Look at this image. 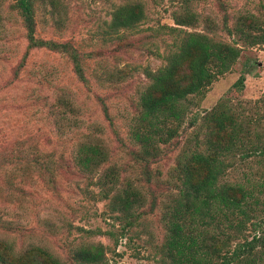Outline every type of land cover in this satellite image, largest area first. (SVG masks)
<instances>
[{
	"label": "rangeland",
	"instance_id": "rangeland-1",
	"mask_svg": "<svg viewBox=\"0 0 264 264\" xmlns=\"http://www.w3.org/2000/svg\"><path fill=\"white\" fill-rule=\"evenodd\" d=\"M134 1L144 17L112 30L117 6ZM33 6L31 36L16 1L0 0V257L8 241L24 250L16 264H47L35 250L25 252L33 245L76 264L72 248L94 243L104 246L108 264H169L161 213L176 190L179 157L204 138L209 124L202 116L227 101L241 127L256 131L264 43L244 45L234 30L264 16V0H33ZM186 32L237 43L240 54L230 71L191 97L180 125L165 120L164 135L141 147L132 138L141 93ZM257 130L264 132V121ZM90 137L107 153L94 171L74 155ZM257 157L235 153L223 180H262ZM108 167L115 170L102 183ZM119 183L133 187L143 205L116 210Z\"/></svg>",
	"mask_w": 264,
	"mask_h": 264
},
{
	"label": "trees",
	"instance_id": "trees-1",
	"mask_svg": "<svg viewBox=\"0 0 264 264\" xmlns=\"http://www.w3.org/2000/svg\"><path fill=\"white\" fill-rule=\"evenodd\" d=\"M15 1L29 34L33 36V0ZM143 17L140 3H125L117 6L110 27L116 31L127 28ZM176 21L178 24L186 23L182 18H176ZM235 29L237 39L244 45L264 43L263 15L251 19L247 25L241 23ZM240 51L237 43L186 32L177 50L166 55L165 65L150 74L151 82L141 93L134 118L138 131H132L134 142L148 148L156 136L164 135L162 124L165 120L180 125L191 97L204 92L218 76L230 71ZM184 67L187 72L184 70L180 75L179 71ZM239 82H242L241 78ZM229 109L227 101H220L202 116L209 124L203 140L197 148H185L173 168L176 190L169 191L170 202L161 213L166 229L161 246L170 259L169 264H264V171L262 180L254 182L249 176L244 183L223 180L227 169L233 166L230 159L237 152L242 157L256 154V163L264 166V132L257 130L264 121V105L262 113L256 116V131L243 129ZM105 113L109 114L107 108ZM223 134L227 138L223 139ZM169 137L170 133L161 138L166 142ZM92 139L79 142L74 153L77 164L89 171H94L107 159L104 147ZM197 169H203L201 176H196ZM114 170V167L106 168L100 181L105 182ZM114 176L112 187L116 189L118 176ZM120 186L112 199L116 210L128 212L143 205L142 198L133 187ZM30 249L42 256L47 264H66L42 247L33 245L25 252ZM72 249L76 264H108L102 244L82 243ZM4 250L0 261L5 264H16L14 258L24 251L17 250L8 241Z\"/></svg>",
	"mask_w": 264,
	"mask_h": 264
}]
</instances>
